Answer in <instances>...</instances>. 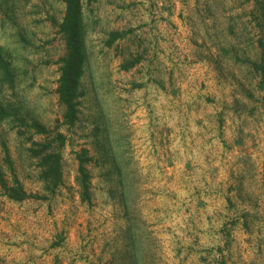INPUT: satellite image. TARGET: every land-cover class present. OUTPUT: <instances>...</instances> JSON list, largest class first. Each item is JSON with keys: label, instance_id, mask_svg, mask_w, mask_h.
Segmentation results:
<instances>
[{"label": "rangeland", "instance_id": "374dc122", "mask_svg": "<svg viewBox=\"0 0 264 264\" xmlns=\"http://www.w3.org/2000/svg\"><path fill=\"white\" fill-rule=\"evenodd\" d=\"M82 5L69 124L66 0H0V264H264V0ZM33 148L61 152L55 192Z\"/></svg>", "mask_w": 264, "mask_h": 264}, {"label": "trees", "instance_id": "16d2710c", "mask_svg": "<svg viewBox=\"0 0 264 264\" xmlns=\"http://www.w3.org/2000/svg\"><path fill=\"white\" fill-rule=\"evenodd\" d=\"M61 30L64 31L67 40V54L62 58V70L59 79L58 93L60 101L65 105L66 122L73 124L78 117V105L81 95V77L84 73V65L87 59L88 50L86 45V27L83 17L82 0H66V11L64 20L61 23ZM5 70L7 65L4 66ZM256 68L261 76V81L264 86V56L256 63ZM6 75V76H5ZM4 76L6 79L12 81L13 73L8 72ZM0 118L7 114L6 111H0ZM38 131H44L41 124H36ZM60 143H64L65 137L59 133ZM44 151L49 148L51 144H41ZM32 153L40 157L41 173L40 177L45 182L46 190L55 192L56 189L63 184V170H62V155L60 151L53 150V152H39L33 148ZM81 160L79 182L82 187V199L88 202L91 201V176L88 168L85 165L84 156L78 155ZM2 188L5 193L12 199L21 200L27 196L26 191L21 185L18 187H9L8 184L2 180Z\"/></svg>", "mask_w": 264, "mask_h": 264}]
</instances>
